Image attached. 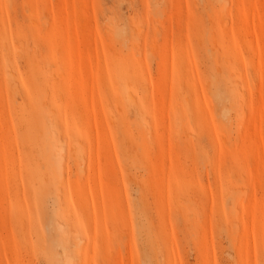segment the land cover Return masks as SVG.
<instances>
[{"label": "rangeland", "instance_id": "1", "mask_svg": "<svg viewBox=\"0 0 264 264\" xmlns=\"http://www.w3.org/2000/svg\"><path fill=\"white\" fill-rule=\"evenodd\" d=\"M0 264H264V0H0Z\"/></svg>", "mask_w": 264, "mask_h": 264}]
</instances>
